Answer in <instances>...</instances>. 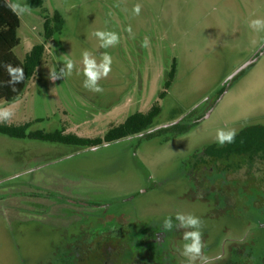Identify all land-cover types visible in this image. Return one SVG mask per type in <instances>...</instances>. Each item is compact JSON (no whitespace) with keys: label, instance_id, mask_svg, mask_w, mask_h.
Listing matches in <instances>:
<instances>
[{"label":"rangeland","instance_id":"rangeland-1","mask_svg":"<svg viewBox=\"0 0 264 264\" xmlns=\"http://www.w3.org/2000/svg\"><path fill=\"white\" fill-rule=\"evenodd\" d=\"M20 2L31 12L18 16L14 54L22 60L42 44L44 55L19 98L0 102L15 113L8 123L102 138L110 126L157 102L161 112L152 128L177 122L187 130L167 128L90 148L0 134V264H69L61 248L74 237L110 235L113 251L116 242L127 245L122 230L143 239L128 244L132 252L116 264H188L181 255L184 230L161 227L178 212L200 218L205 255L214 264H264V171H250L240 157L206 176L197 161L207 146H220L218 129L264 127V32L248 26L264 19V0ZM137 4L139 15L132 11ZM54 12L61 28L46 40L44 16ZM129 26L134 38L125 31ZM96 30L116 32L120 43L99 48ZM145 36L149 47L141 46ZM84 50L112 56L111 72L99 82L102 93L83 87ZM65 56L75 62L72 75L50 81L49 71L63 67ZM172 63L175 75L165 89ZM221 178L226 189L218 190ZM157 234L176 251L158 252Z\"/></svg>","mask_w":264,"mask_h":264},{"label":"trees","instance_id":"trees-1","mask_svg":"<svg viewBox=\"0 0 264 264\" xmlns=\"http://www.w3.org/2000/svg\"><path fill=\"white\" fill-rule=\"evenodd\" d=\"M28 3L30 6L34 5H32V2L30 1H28ZM36 3L37 5L41 4L39 1H36ZM7 5L8 3L5 0H0V102L10 103L18 99L23 93L27 81L34 75L36 68L40 65L44 55V46L42 44L34 45L29 52L25 54L22 60L16 57L14 49L19 45L17 31L20 19L18 15H15L12 11H10ZM61 24V16L58 12H54L51 18L44 16V38L46 40H50L54 34L60 30ZM6 63H11L14 66H20L25 71V79L22 83L16 85V92H12L9 87L3 86V82L8 80V75L3 67ZM174 75L175 66L174 63H172L170 70L167 73L168 79L164 83L165 89L170 87ZM165 93V91L160 92L158 97L162 99L165 96ZM160 112L161 108L159 104L155 102L146 112H134L122 123L110 126L102 138L80 137L73 133H65L63 128L48 133L42 131L29 132L28 129L33 122L22 123L19 125L10 124L8 122L0 123V134L12 138H29L80 148H90L141 134L149 130L152 127L153 120L160 114ZM172 130H175L177 133H181L186 131L187 127L184 125H175L172 127ZM151 135L152 134H148L146 136ZM251 137L252 134L243 132V134L239 137H236V139H239V142L234 143L235 139L232 143H229L225 152H233L232 149H234V145H239L242 153L248 152L251 149V145L249 144Z\"/></svg>","mask_w":264,"mask_h":264},{"label":"clouds","instance_id":"clouds-1","mask_svg":"<svg viewBox=\"0 0 264 264\" xmlns=\"http://www.w3.org/2000/svg\"><path fill=\"white\" fill-rule=\"evenodd\" d=\"M7 7L13 14L22 16L30 14L31 8L21 3L20 0H9ZM135 15H139L141 11V5L137 4L132 9ZM249 28L257 33L264 32V19L256 18L249 22ZM131 38L134 35L131 31V26L125 29ZM92 36L99 41V48L108 49L117 46L120 43V36L110 30H96L92 33ZM142 47L150 46V38L145 36L142 41ZM113 59L112 56L103 52L99 57L93 55L88 50L82 52V74L84 77L83 87L93 93H102L103 88L100 86V81L106 79L111 72V65ZM4 70L8 75V80L3 82V86L9 87L12 92H16V85L20 84L25 79V71L20 66H14L11 63L3 65ZM75 62L65 56L63 67L58 71L56 67H53L48 73V79L50 81H56L58 79H64L72 75L75 69ZM14 111L11 105L0 106V123H7L14 116ZM236 137V132L232 129H218L215 135L216 142L219 145L232 143ZM175 222L173 218L168 217L162 221V230L165 232H171L175 229H183V241L185 242L182 247L181 255L187 259L188 264H214V260L205 255V245L203 243V233L201 231L202 221L200 218L192 214H184L178 212L175 215ZM222 257L217 256L214 259L219 260Z\"/></svg>","mask_w":264,"mask_h":264},{"label":"flooded vegetation","instance_id":"flooded-vegetation-1","mask_svg":"<svg viewBox=\"0 0 264 264\" xmlns=\"http://www.w3.org/2000/svg\"><path fill=\"white\" fill-rule=\"evenodd\" d=\"M175 125H181L179 123H172L169 127H161V128H150L149 130L137 134L138 136H144L148 134H158L163 130H166L167 128H171ZM183 126V125H182ZM159 131V132H158ZM250 133L252 134V137L249 141V144L251 145V149L248 152H241L239 145H234L233 152H225V149L227 148L228 144L224 145H210L204 148L202 151V154H199L198 162L202 165L205 164V170L206 176H209L208 172L215 173L219 172L217 167L222 166V170H224L228 165L229 159H237V158H244L246 157V162L250 165V171H252V168H256V171H264V127L262 126H253L251 128H245L238 133H236V137H239L241 134ZM136 135V136H137ZM132 137V136H130ZM149 137V136H147ZM235 137V139H236ZM234 139V140H235ZM239 142V139H236L234 143ZM217 152V153H216ZM261 159V160H259ZM260 162L255 164L256 162ZM227 164V165H225ZM226 181L228 179H225ZM230 180V179H229ZM232 180H239V176H235ZM224 179H219L218 181V190L226 189L223 188ZM225 186V184H224ZM38 201V200H37ZM42 201V200H40ZM226 203L228 201L226 200ZM123 238L126 241V244H130L131 246L137 245L139 240H142L143 238H139L141 235L138 234H130L129 231L125 232V230H122ZM74 236V235H72ZM144 236V233L142 234ZM110 235H106L104 238L106 239H92L88 237H84L83 239L79 237H74L71 241L67 242L61 250L63 251V257L67 258V263H79V260L82 261V259L87 257V262L89 264H116V261H119V259H124L127 257V253L132 252L127 245H118L117 242L115 243L116 249L112 251V239H110ZM128 237V238H127ZM133 238L132 241H130V238ZM137 237V238H136ZM120 238V237H118ZM145 240L148 241L146 238ZM153 240L156 242V247L158 248V252L160 249L163 248L164 252L166 251H176L175 245L173 242H170L168 245L163 244V236L160 234H157L155 237H153ZM129 251V252H127ZM85 252V256H81V253ZM156 253V252H155ZM126 254V256H125ZM224 258L227 259V262L229 263L230 256H225ZM226 264V263H225Z\"/></svg>","mask_w":264,"mask_h":264},{"label":"water","instance_id":"water-1","mask_svg":"<svg viewBox=\"0 0 264 264\" xmlns=\"http://www.w3.org/2000/svg\"><path fill=\"white\" fill-rule=\"evenodd\" d=\"M244 67H245V66H243V67H241L240 69H238V71H237L236 73H238L239 71H241ZM236 73H235V74H236ZM169 126H171V124H169V125H165L163 128H165V127H169Z\"/></svg>","mask_w":264,"mask_h":264},{"label":"crops","instance_id":"crops-1","mask_svg":"<svg viewBox=\"0 0 264 264\" xmlns=\"http://www.w3.org/2000/svg\"><path fill=\"white\" fill-rule=\"evenodd\" d=\"M6 1V0H5ZM7 2V1H6Z\"/></svg>","mask_w":264,"mask_h":264}]
</instances>
